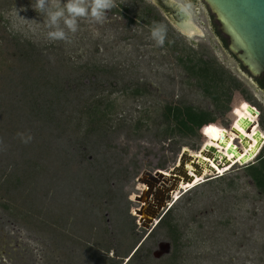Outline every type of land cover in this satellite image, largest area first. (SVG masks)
<instances>
[{
	"label": "rangeland",
	"instance_id": "rangeland-1",
	"mask_svg": "<svg viewBox=\"0 0 264 264\" xmlns=\"http://www.w3.org/2000/svg\"><path fill=\"white\" fill-rule=\"evenodd\" d=\"M140 1L115 0L102 24L79 18L76 33L64 28L66 42L47 37V17L32 7L34 0H0V264H122L148 233L134 216V196L145 188L137 180L142 171L167 170L187 150L202 160L201 180L212 174L198 152L205 142L200 130H175L165 138L161 111L168 102L216 115L205 117L213 142L226 132L217 108L228 98L237 106L236 120L246 116L255 123L241 89L223 85L213 102L187 70V59L204 50L247 83L213 46L194 7L177 0L204 37L167 27L151 0ZM143 5L163 21L141 19ZM155 25L166 29L163 46L151 37ZM55 83L57 92L49 90ZM136 88L143 93L134 95ZM96 104L104 116L93 123L89 113ZM257 130L264 139V114L252 127L256 145ZM20 134L31 141L24 143ZM233 138L229 134L226 143ZM255 144L245 146L252 155ZM227 156L220 167L212 162L216 173L244 161L243 155ZM10 174L20 181H10ZM201 180L183 188L191 187L170 206L176 237L157 229L158 223L141 243L139 249L150 253L145 264H264V192L248 170L235 166L222 177ZM27 191L31 216L14 220L24 200L19 193ZM160 241L170 243V252L155 258Z\"/></svg>",
	"mask_w": 264,
	"mask_h": 264
},
{
	"label": "flooded vegetation",
	"instance_id": "flooded-vegetation-1",
	"mask_svg": "<svg viewBox=\"0 0 264 264\" xmlns=\"http://www.w3.org/2000/svg\"><path fill=\"white\" fill-rule=\"evenodd\" d=\"M135 1L141 2L140 0H135ZM151 1L153 2L155 7L160 9L161 15L163 14V16L166 20L165 22H166L167 27H172L178 33L183 34L185 36L186 35L191 36L193 34H197L201 37H204V33H203L202 29L193 21V18H192L193 14L198 16L197 17L198 21L207 27L210 38L214 40L215 43L213 46L215 48H218L222 52V54H224V56L226 57V60L229 62V64H231L234 67L235 71L242 78H244L245 81L247 82V83L243 84V82L241 83V81L238 78H236V76H233L238 81V87H237L238 89L237 90L241 89L239 92H240V95H241L243 101L245 103H247L248 106H250L251 108H253L254 110L257 111V116H255V123L253 124V122H252V127L257 126L258 120H261V117L264 114V73H261L259 75L251 74L243 66V64L237 58L236 54L230 51L228 38L223 34V32L220 28V24L216 18V15L212 11V9L208 5V3L205 0H183L186 3L191 4V6L194 7V13L191 14V12L187 8L182 6L179 2H177V0H151ZM140 8H142L141 19L143 18L145 22L158 24V23H161L163 21V18L161 16H159V13L157 11L155 12V10H153V9H150V7L143 5ZM181 11H184L185 14H187L186 18L181 17V15H180ZM199 14H202L203 17L201 18V16ZM186 24H189V25L193 24L198 29V32L191 30L190 27H188ZM180 25L185 27L187 30L181 29ZM186 31H187V33H186ZM191 42H192V44H196L195 40L191 39ZM201 52L202 53L198 54L200 56L196 59H192V57L188 58L187 59L188 65H193L196 63L204 65L206 63L207 66L219 67L218 63L216 62V60L211 55H205L204 50ZM190 56H192V55H190ZM217 92H218V90L215 93V97H216L215 99H213L211 96H209L210 99L213 100V102L218 100L217 99ZM142 93H143V91H142ZM168 103H170L174 106L178 105V104H176L177 102H175V101L173 103H171V102H168ZM235 107H237V106H234V104H232V102H231V99L228 98V100L224 106H222V107L219 106V108H217L218 117L221 118L220 120H221L223 126H225V129L227 132V133L226 132L223 133L224 134L223 136L225 137V139L223 141L226 143V141L228 139L227 136L229 137V134L230 135L233 134L234 138L232 139V142L229 144L226 143L228 145L226 147H222V146L217 144L218 138L214 140V142H216V143H214L213 139L211 137L205 136V140H204L205 142L200 149V150L204 149L205 146H209L211 148V149L208 148L205 150V156H206V158H208V164L212 168H213L212 162L214 160V157L216 156L214 149H216L217 152L223 153L225 156L230 154L232 157L233 156L239 157V155L248 154V151L253 150L252 147L250 149H248V148L246 149L242 140L236 134L234 135V133L231 132V129L233 126H235L234 123L236 122V119H235L236 114L234 111ZM207 113L214 120L217 117L216 115L214 117L209 112H207ZM220 126H222V125H220ZM251 133H252V128H251ZM251 133H247L245 135L248 138V147L250 146V144H255L253 139L251 138L252 137ZM229 145L233 146V148L236 151L235 152L236 154H232V153L226 154V151H227V148ZM212 148H214V149H212ZM263 149H264V139L261 142V144L259 145V147L257 148L255 154L252 155V157L250 158L249 161L242 163V164H239L238 162H236L237 160H235L234 163H236V164L233 167L243 166L248 170V172H250L249 171L250 169H253L255 167H259L261 165V163L264 162V153L261 154ZM227 158H228V156H227ZM176 162H178V159ZM176 162L173 166L176 165ZM223 163L224 162H221L220 160L216 161V164H223ZM173 166L167 170H165V169H156L154 171L144 170V171H142V173H144L145 171H148L151 174H153L155 171H161V172H163V174H165L166 176L169 177L168 172L170 169L173 168ZM233 167H231L230 169H232ZM230 169L226 170L224 173H218V172L216 174L212 173L208 176L206 181H209L213 178L222 177ZM143 180L146 182H149L151 185H153V189L156 188L158 190V196L156 197L155 202L152 201L153 206L155 205L156 202L157 203L159 202L158 203L159 205H161V204L163 205V203L166 202L167 196L172 195V188H173L172 182L173 181H171L170 179H168V178L162 179V178H157V177L149 178L148 176H145V177H143ZM206 181H203V182H206ZM141 184L144 185L143 183H141ZM254 184H255V182H254ZM255 186L259 189V187L256 184H255ZM190 188H187V189L181 188L178 191L175 190L174 193L175 192H181V194H183L184 192L188 191ZM259 190H261V189H259ZM140 193H141V191L139 192V194ZM139 194H137V195H139ZM175 199L176 198H174V200ZM138 203H139L138 208H140L141 203L140 202H138ZM158 204L155 205L154 208H157ZM162 205L160 206V211L158 212V220L154 224V227L159 223L161 217L167 212V210L170 209V206L172 205V203L169 204L168 206H165V207H162ZM138 208H136V209H138ZM134 216L137 217V215H134ZM136 223L139 224L138 221ZM154 227L150 231H148V233L145 235V237L142 239V241H140L138 243V246L144 241V239L149 235V233L154 229ZM132 254H129V255L131 256ZM130 256H129V258H130ZM126 258H127V256H126ZM128 259L124 260L122 264H125L128 261Z\"/></svg>",
	"mask_w": 264,
	"mask_h": 264
},
{
	"label": "water",
	"instance_id": "water-1",
	"mask_svg": "<svg viewBox=\"0 0 264 264\" xmlns=\"http://www.w3.org/2000/svg\"><path fill=\"white\" fill-rule=\"evenodd\" d=\"M205 1L215 13L223 34L228 38L230 51L236 54L237 58L251 74L259 75L264 73V0ZM180 15L184 18L187 17V14H185L184 11H181ZM186 25L190 27L191 30L198 32V29L193 24ZM181 29L187 30L183 26H181ZM238 104L240 106L243 105L242 102H239ZM246 109L251 114L257 116V111L250 106H247ZM236 122L245 128L246 134L251 133L252 122L248 117L240 116L237 118ZM231 132L236 134L242 140L244 146L248 145L247 136L237 130L236 126L232 127ZM223 135L224 134L221 133V136L218 137L217 144L222 147H226V144L223 141L225 139ZM253 137L259 142L258 145L255 144L256 147H259L263 141V138L261 137V134L258 132V130L253 134ZM208 148L210 147L205 146V148L200 150L199 153L205 156V150ZM214 151L216 153V156L213 160L214 163H216L217 160L224 162V164L229 161L227 156H225L223 153L217 152L216 149H214ZM235 152L236 151L233 146L229 145L226 154H236ZM248 156L250 158L252 157L250 154H245L242 156L243 158L241 157V160H244L243 163L250 160V158L247 159ZM201 161L202 160L200 156H196L195 153L191 154L187 150H184L181 152L177 164L169 170V177L163 174L161 171H155L153 174L145 171L137 178L140 183L145 185V189H142L139 195L134 196L135 201L141 203L140 208L134 210L135 215L138 217L137 221L141 226H143L147 231H150L158 220V212L160 211V206L162 205H159V202H156L158 207L154 208L157 204L155 203L153 206L152 201L155 202L156 197L158 196V190L156 188L153 189V185L144 181L143 177L148 176L149 178L157 177L162 179L168 178L173 181L172 195L167 196L166 202L162 205V207H165L174 201V191L181 189V183H185L187 181L192 182L194 180L192 179L193 176L190 171H192L194 174L200 175ZM186 164L190 166L191 170H189ZM205 164L213 174H216L215 169L212 168L207 161H205ZM217 165L220 167L222 164ZM206 179L207 178H204L200 182L206 181ZM178 197L179 196H177V198ZM136 247L131 251L130 254L134 252ZM170 248L171 245L168 241H160L158 243L157 249L153 251L152 255L155 258H159L165 254H168L170 252ZM129 256L130 255H128L126 259H128Z\"/></svg>",
	"mask_w": 264,
	"mask_h": 264
},
{
	"label": "trees",
	"instance_id": "trees-1",
	"mask_svg": "<svg viewBox=\"0 0 264 264\" xmlns=\"http://www.w3.org/2000/svg\"><path fill=\"white\" fill-rule=\"evenodd\" d=\"M186 68L192 76H195V78L199 79L202 90L213 99L216 98L215 93L217 89H219L223 84L230 89H237L238 87V81L222 67L207 66L206 63L204 65L196 63L193 65L187 64ZM53 85L49 88V90L57 92V83ZM142 91V89L136 88L133 91V94L137 95L142 93ZM98 107V104H96L92 112L89 113V116L91 118L90 120L93 123L104 116V114L98 110ZM161 112L162 122L165 123L163 128L165 138H168L170 135L174 134L175 130H177V132H179L180 134H194L196 132L195 130L197 129L200 130L205 136H209L213 131L212 123H209L207 120H205V117L209 119H211L212 117L209 116V114L205 110L197 109L190 105L174 106L170 103H167L162 108ZM44 113L47 114V112ZM172 120L175 123L174 126L170 125V121ZM252 151L249 153L250 155L253 154ZM249 171V174L251 175L255 184L264 192V162H262L259 167H255L253 169H250ZM13 177L16 180H19L20 178V176H17L15 174H10L8 178H11L10 181H13ZM10 181L8 182L10 183ZM6 182L7 179H4V183ZM13 189H15V187ZM24 190H26V188L23 187L21 191ZM19 194H22L24 196V200L20 202L21 206L20 209L17 210L18 213L15 212L16 219L14 220H19L21 214L26 218L31 214L32 211V209L29 210V206L32 203L30 200V191H27V193L21 192ZM173 209L174 207L167 210V212L161 217L157 229L165 228L169 233L175 235L176 237L177 224L172 215ZM14 211H16V209H14ZM18 216H20L19 219L17 218ZM139 246L130 256L127 264H145V262L149 259L150 253L148 249H139Z\"/></svg>",
	"mask_w": 264,
	"mask_h": 264
},
{
	"label": "clouds",
	"instance_id": "clouds-1",
	"mask_svg": "<svg viewBox=\"0 0 264 264\" xmlns=\"http://www.w3.org/2000/svg\"><path fill=\"white\" fill-rule=\"evenodd\" d=\"M115 6V0H34L32 7L40 13H43L47 19L46 27L49 29L47 37L52 41L70 42L68 32L76 33L78 30L79 18H90L95 23H104L106 19V10ZM61 22L64 27H61ZM151 37L157 46H163L166 38V29L163 25H155L151 29ZM21 139L24 143L31 141L29 135Z\"/></svg>",
	"mask_w": 264,
	"mask_h": 264
},
{
	"label": "bare ground",
	"instance_id": "bare-ground-1",
	"mask_svg": "<svg viewBox=\"0 0 264 264\" xmlns=\"http://www.w3.org/2000/svg\"><path fill=\"white\" fill-rule=\"evenodd\" d=\"M186 166L189 168V170H191L190 169V166L189 165H187L186 164ZM202 167L204 168V169H206V166H205V164H202ZM201 168V167H200ZM191 172V174H192V176H193V178L192 179H194L192 182H189V181H187V182H185V183H181V188H185L187 185H193L194 183H196V181H199V180H201V178H202V168H201V170H200V175H197V174H194L192 171H190ZM195 179H198V180H195ZM189 186H187V187H189ZM145 189V188H144ZM178 193L179 192H175L174 193V198H176L177 197V195H178Z\"/></svg>",
	"mask_w": 264,
	"mask_h": 264
}]
</instances>
